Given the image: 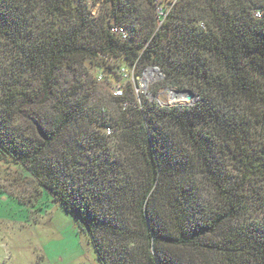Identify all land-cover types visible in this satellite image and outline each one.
Masks as SVG:
<instances>
[{"label": "trees", "instance_id": "obj_1", "mask_svg": "<svg viewBox=\"0 0 264 264\" xmlns=\"http://www.w3.org/2000/svg\"><path fill=\"white\" fill-rule=\"evenodd\" d=\"M105 1L107 20L0 0V157L34 185L16 200L60 202L101 264H264V0ZM87 60L105 78L156 65L198 99L98 95Z\"/></svg>", "mask_w": 264, "mask_h": 264}, {"label": "rangeland", "instance_id": "obj_2", "mask_svg": "<svg viewBox=\"0 0 264 264\" xmlns=\"http://www.w3.org/2000/svg\"><path fill=\"white\" fill-rule=\"evenodd\" d=\"M85 3L96 18H109L105 0H85ZM80 70L86 79L95 80L97 93L101 96L113 95L112 87L122 82L136 84L139 93L151 91L154 94L157 89L156 96L162 105L189 102H170L166 87H157L161 80L158 77L147 83V89L143 90L135 72L134 76L122 79L117 69L115 77L99 79V73L89 60ZM73 76L71 70H66L62 77L72 81ZM143 95L140 93L139 98ZM20 171L24 172L21 165L0 157V264H101L88 232L82 229L74 214L61 207L60 202L46 192L35 206L28 207L16 200V197L28 198L34 190L32 182L21 176Z\"/></svg>", "mask_w": 264, "mask_h": 264}, {"label": "built area", "instance_id": "obj_3", "mask_svg": "<svg viewBox=\"0 0 264 264\" xmlns=\"http://www.w3.org/2000/svg\"><path fill=\"white\" fill-rule=\"evenodd\" d=\"M157 11H158L159 15H164V16L166 15L164 9L161 6L157 7ZM257 15L259 16L260 14L257 13ZM110 30L113 33L117 34L122 39H127V37H128V29L122 24H111ZM109 62H113V58H109ZM118 69L120 70V74H121V77L123 79L124 78L128 79L127 77H130L131 75L134 76V68L120 66V67H118ZM104 74L105 73H99L98 78L99 79L104 78ZM156 77H158L159 79H163V77H164L160 68L156 65L147 66L143 70L142 74L137 77L139 79L140 88L143 90L147 89L146 88L147 83H151L153 80L156 79ZM133 87H134V92L138 97H139L140 93H143L144 96L149 97L151 99L156 98L159 101L157 96L153 95L151 91H149V92L145 91V92L139 93L138 92L139 88L137 87V85L135 84ZM170 88H172V87H166L167 90H169ZM124 91H125V84H122V82H118L112 87V93L114 96H122V95H124ZM159 103L162 104L160 101H159ZM126 104L127 103H125V105ZM110 132H111V130H110V128H108L107 133H110Z\"/></svg>", "mask_w": 264, "mask_h": 264}, {"label": "bare ground", "instance_id": "obj_4", "mask_svg": "<svg viewBox=\"0 0 264 264\" xmlns=\"http://www.w3.org/2000/svg\"><path fill=\"white\" fill-rule=\"evenodd\" d=\"M166 95L169 99L170 102H173V101H185L186 98H185V95L183 92H178L176 90V88H170L169 90H167L166 92Z\"/></svg>", "mask_w": 264, "mask_h": 264}, {"label": "water", "instance_id": "obj_5", "mask_svg": "<svg viewBox=\"0 0 264 264\" xmlns=\"http://www.w3.org/2000/svg\"><path fill=\"white\" fill-rule=\"evenodd\" d=\"M176 90L178 92H183L185 95L186 100H188V103H193L194 101H196L198 99V97L193 93V91L186 89V90H181L176 88Z\"/></svg>", "mask_w": 264, "mask_h": 264}]
</instances>
